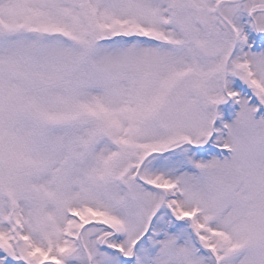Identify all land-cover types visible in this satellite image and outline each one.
<instances>
[{
	"label": "snow or ice",
	"instance_id": "6c2138e0",
	"mask_svg": "<svg viewBox=\"0 0 264 264\" xmlns=\"http://www.w3.org/2000/svg\"><path fill=\"white\" fill-rule=\"evenodd\" d=\"M0 264H264V0H0Z\"/></svg>",
	"mask_w": 264,
	"mask_h": 264
}]
</instances>
